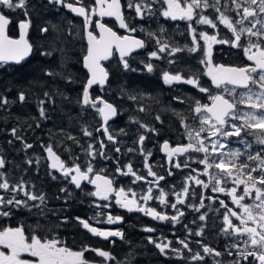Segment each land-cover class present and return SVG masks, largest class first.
I'll return each mask as SVG.
<instances>
[{
	"label": "flooded vegetation",
	"instance_id": "flooded-vegetation-1",
	"mask_svg": "<svg viewBox=\"0 0 264 264\" xmlns=\"http://www.w3.org/2000/svg\"><path fill=\"white\" fill-rule=\"evenodd\" d=\"M151 2V9L146 10L142 16H137L135 9L128 8L126 0H121V11L125 17V22L130 28L136 29L132 33L120 28L115 17L92 16L93 23L90 24V30L94 34L98 35L94 21L99 19L120 36L129 34L144 40L145 46L134 50L126 59L130 60L134 55H138L140 68L138 67L137 70L142 73L137 71V80L141 86H144L145 82H150L158 90V98L154 100H126L122 103L123 107L111 102L118 111L115 118L110 120L107 125L110 133L115 137L114 141L107 139L96 111L94 112L97 116L93 117L95 122L86 123L87 130L92 135L86 136L77 130L80 117H72L79 121L67 126L59 122L57 130L50 132L48 114L46 113L44 117H41L38 113L40 106L44 107L46 111H49V107H55V105H50L48 99H42L39 96L35 100L34 98L33 100L25 99L21 102L19 100L21 92H18L16 99H7V104L0 103V159L5 161L4 166L0 167V173H3V176H0V183L7 180L10 186L7 190L0 189V197L5 200V203L0 204V212L10 213L8 216L0 215V230L8 227H21L26 238L33 234L48 239L55 237L62 242V246H67L74 251H80L82 247L88 246L108 251L114 257V259L105 260L95 252L87 251L84 256L90 264H147L146 254L154 256V264H236L237 261L239 264H252L251 258L244 260L240 256V252H243L245 248L247 251H253L250 246H246L244 243L248 239L247 236L229 235L222 231L225 210L221 207L220 201L223 200L234 210H238V208L232 203L231 197L226 192L221 193L212 190L215 182L204 174L205 166L198 163L200 159L204 158L205 153L190 150L186 154L169 157L162 150L165 141H168L170 147L189 143L184 125L197 130L200 126L199 114L194 111L195 102L199 100L201 103L211 104L209 93L200 92L197 87L182 82H174L171 85L165 84L162 78L163 72L169 71L173 74L179 72L185 78L195 74L199 77L200 86L208 88L211 95L222 94L226 99L232 100L233 96L224 91L225 87L231 89L232 85H222L217 88L212 84L211 78L205 75L208 69L206 64L200 63L204 59V41L199 38V33L207 32L209 35H216L218 39H234L233 34L218 20H216L217 27L212 28L208 25L196 24L195 20L198 17H194L192 21L165 18L161 15L164 8L167 7L163 0H152ZM84 3L92 4L94 0H84ZM209 3H215V0H209ZM26 4V9L14 11L0 7V11L7 15L10 20L6 29L10 38L18 37L21 21L30 20L26 39L32 45L30 54L19 63L0 62V70L16 69L37 55L42 56V49L36 45L39 42L37 30L38 27L40 32L43 28L49 29L52 27V21L57 22L63 28L62 32L67 38L71 39L70 32L73 31L72 29H76L78 37L83 43L85 42L83 17L60 4L50 3L49 0H26ZM225 5L228 6V10L225 9ZM219 7L221 11L226 12V15L233 19H239L236 13L231 11L234 8L231 0L227 2L220 0ZM25 10L28 13L27 16L24 14ZM197 12L208 15L212 19L219 15L213 8H201L197 9ZM190 23L196 29L195 35L200 45V49L195 53L187 50L194 46L192 34L188 31ZM245 24L248 22L246 21ZM161 29L163 32L160 31ZM150 32L155 35L149 37L148 33ZM157 39L160 43H167L169 50L172 47L183 50L172 55H169L168 52L160 53L159 59H150L149 53L153 50L158 51ZM251 39L253 42L257 40L256 37ZM242 42L246 45L248 37H242ZM211 51L214 65L222 64L226 67H236L252 63L246 59L242 48L232 47L230 44H212ZM115 60L121 59L113 52L112 56L104 62L108 73L112 69L110 64H113ZM147 63L153 65L151 72L145 68ZM257 90L256 86H253V91ZM240 91L244 90L237 89V99ZM40 101H44L43 105H40ZM141 106L144 107L145 111H139ZM239 107L247 110L244 105H239ZM121 111L122 115H120ZM13 113L14 116H12ZM20 114L24 116H18ZM157 116L160 117V120H156ZM131 118H135L139 123L133 122ZM182 119L183 124L181 123ZM21 120H25L27 123L20 122ZM88 120L91 119L88 117ZM28 121H32V123H28ZM140 124L154 128L155 131H146L140 127ZM12 129H16V135H13ZM97 129L101 130L97 131ZM140 135L146 137L142 144L139 142ZM207 135V132L201 133V136ZM69 137L74 139H69ZM220 139L223 140V138ZM244 139L252 145L250 149H246L237 138L233 137L230 141L225 142L227 146L221 151L227 153L231 150L240 149L241 152L245 153L240 157L241 160H246L249 152L254 155L260 151L261 146L255 143L254 136L245 135ZM100 141L104 142V149H101ZM26 144L32 147L26 148ZM49 144L53 146V150L66 166L72 167L75 162L81 165L82 170L86 171L88 164L91 163L93 167V172L89 173L91 178H95L97 174L106 176L113 181V189L124 188L129 199L133 198L134 192L137 202L141 206L152 208L160 214L168 217L177 215V209H173L171 205L177 202L178 197L183 199L185 203L178 204V209L184 215L179 217L178 222L175 223L171 219H154L144 212L129 211L127 208L121 207L116 203L115 191L108 193L109 198L107 200L89 195L96 190L95 185L83 180L81 186L77 188L71 181V175H75L74 172L69 176H64L61 170L51 167L53 161L45 151V147ZM90 144L93 152L91 156L88 154ZM208 147L211 150L210 143ZM117 148L120 149L119 152L116 151ZM101 151L104 155H100ZM149 152L151 155H148ZM261 154L264 155V153ZM146 155L152 171L158 176L164 177L163 180L155 184L149 183L155 178L148 175V169L144 166ZM212 155L214 156L215 153ZM228 158L230 159V157ZM250 163L255 166L256 162ZM129 164L132 165L137 175L143 176L145 179L133 183L135 180L133 175H123L117 171L119 167L123 172H126V166ZM176 164H180V167L177 168ZM185 164L188 166L185 167ZM209 171L212 173L219 172L215 168L209 169ZM189 177L199 178L204 183L196 184L195 179ZM241 178L245 177L242 176ZM22 182L23 190L17 187ZM204 184H208L209 187H205ZM222 186L226 190L235 187L231 180ZM149 187H152L151 195L154 198L148 201L141 200V196L148 194L147 189ZM185 187L188 189L187 194L183 192ZM14 188L15 191L12 190ZM161 190L165 193L164 200L166 203L163 204L159 200ZM237 191L242 194L243 186H240ZM25 192L37 197L42 195L44 199L42 201L40 199L29 200ZM254 196L255 193L253 192L252 196L245 198L244 203L252 204ZM14 197L20 201H27V207L6 203L7 200ZM201 201H203L202 206ZM105 205H110V207H105ZM109 215L122 217V220L110 224L108 223ZM201 215H205L203 221L199 219ZM77 217L88 220L93 227L102 231L120 230L123 233V238L109 237L105 239L93 235L82 227ZM232 219L234 223L239 225L238 220L234 217ZM249 226L255 227L256 225L249 222ZM149 228L154 231H146ZM197 232L202 234L196 235ZM149 238L157 243L165 241L170 244V247L161 253L155 244L149 242ZM180 240H184L188 244V248H184L179 243ZM198 241L199 243H197ZM234 244L238 245V248L233 247ZM178 245L181 246L182 250H179ZM204 245L214 249V252L205 254L203 252ZM173 249L179 250V253ZM0 250L7 251L3 246H0ZM215 252H220L221 255L217 256ZM229 252L232 254L229 255ZM196 253H199L204 259L192 260L191 257ZM21 257L32 259L27 253H21Z\"/></svg>",
	"mask_w": 264,
	"mask_h": 264
},
{
	"label": "snow or ice",
	"instance_id": "snow-or-ice-1",
	"mask_svg": "<svg viewBox=\"0 0 264 264\" xmlns=\"http://www.w3.org/2000/svg\"><path fill=\"white\" fill-rule=\"evenodd\" d=\"M50 3L60 4L67 8L71 12L84 18V31L87 35V52L83 56V65L88 71L87 81L83 85L82 91V104L84 106H90L102 117L103 123L101 128L104 134L107 136L109 141H114L115 137L110 133L108 128V122L112 117L118 114L117 108L105 100L102 96H96L92 98L90 95V89L93 85H99L101 88L106 84L108 79V71L101 65L102 60H107L113 54V49L119 52L121 63L125 70L130 68L126 57H128L135 49H140L145 46V42L142 39H138L132 35L120 36L117 32L113 31L112 28L107 27L101 20L97 19L94 21L95 28L99 29V34H94L90 30V24L93 23L92 16L98 15L100 17H115L119 22V26L122 29H126L129 33L135 32V28H130L125 22V17L121 11L122 5L121 0H94L92 4H85L84 0H49ZM163 3L167 5L162 11L161 15L165 18L172 20H187L192 21L194 17H198L195 20L196 24L208 25L212 28H216V20L220 24H223L227 29L231 31L234 39H218L216 35H209L207 32H200L199 38L204 41L203 51L204 59L200 61L202 64H206L207 72L205 75L211 78L212 84L217 88L222 85H232L231 89L224 88L225 92L233 96L232 100L226 99L222 94L211 95L208 88L201 87L199 83V77L197 75L185 76L179 72L173 74L169 71H164L162 78L165 84L185 83L192 85L193 87L199 88L200 92L209 93V99L211 104L201 103L199 100L195 102L196 106L194 111L199 114L200 126L197 129L191 126L184 125L187 132L189 143L178 144L175 147H170L168 141H165L162 145V150L165 151L169 157L177 154H186L190 150L194 152L205 153L203 159H200L198 163L204 165V174L208 175L210 180L215 182V186L212 188L214 192L227 193L231 197L232 203L235 204L238 210H234L229 207L223 200L220 201L221 207L225 210L223 215L224 228L222 231L225 234H235L237 236L246 235L248 239L244 241L246 246H250L253 251H247V248L243 252H240V256L244 260L251 258L252 264H264V0H231V4L234 8L231 11L236 13L239 19H233L226 15L225 11H221L219 4L220 0H215V3H209V0H163ZM0 7L16 10L26 9V0H0ZM128 8H135L137 16H142L146 10H150L152 4L147 0H139L137 3H133V0H128ZM208 9L213 8L217 13L218 17L215 19L209 18L208 15L198 13L197 9ZM225 9L228 10V6L225 5ZM25 16L28 15L25 10ZM248 24H245V22ZM10 20L7 15L0 11V62L14 61L19 63L32 51V45L26 39L27 30L30 25V20L21 21L19 23V38L13 39L7 35V26ZM250 25V26H249ZM239 26V27H238ZM259 26V27H258ZM42 32H48V28L41 29ZM163 32V29L160 30ZM188 31L192 34V43L194 46L189 47L187 50L191 53H195L200 49V45L196 37V29L190 23ZM149 37H153L154 33H148ZM248 37V43L245 45L242 42V37ZM252 37H256L257 40L253 42ZM156 43L159 45L158 51H152L149 53V58L159 59L160 53L168 52L172 55L176 52L182 51L183 49L172 47L169 50L167 43H160L157 39ZM212 44H230L232 47L242 48L244 56L251 64L236 67H226L224 65H214L212 63ZM41 55L50 56L51 52H41ZM172 63V61H169ZM147 71L153 70L151 63L145 64ZM47 75H55L54 72H47ZM253 86H256L257 91H253ZM237 89H243L237 96ZM45 96L49 94L44 93ZM26 96L23 92L19 94V100L25 101ZM129 99L136 100V96H129ZM143 99V97H140ZM0 103L7 104V99H0ZM44 101H40V105H43ZM239 105H244L247 110L241 109ZM139 111H145L144 107L141 106ZM41 117L45 116V110L40 107ZM177 115H179L177 113ZM133 122L139 123L135 118H131ZM156 120H160L157 116ZM239 121V123H237ZM183 124V119L181 120ZM207 126V127H205ZM140 127L146 131H155L154 128H149L145 124H140ZM101 129H97L100 131ZM123 131V130H121ZM207 132V136H201V133ZM13 135H16V129H12ZM86 136H91L92 133L86 128L84 129ZM245 135L254 136L255 143L260 145V151H257L254 155L250 152L247 154L246 160H241L240 157L245 155L240 149L231 150L227 153L221 151L227 145L225 142L230 141L233 137L237 138L239 143L243 144L246 149H250L252 145L244 139ZM215 138V139H213ZM220 138H223L221 140ZM19 139V137H17ZM69 139H74L69 137ZM146 139L144 135H140L139 142L142 144ZM211 144V150L208 144ZM26 148H31V145H25ZM88 154L91 156L92 145L89 146ZM101 149H104L105 145L103 141H100ZM45 151L48 157L53 161L51 167L53 169H59L62 171L64 176H69L73 172L75 175H71V181L76 185L77 188L81 186V181L87 180L89 183L96 186V190L89 195L100 197L107 200L108 193L115 191L116 203L121 207L127 208L129 211H141L147 215H151L154 219H171L174 223L178 222L179 217L183 216L184 213L179 211L178 204H183V199H177V202L172 204L173 209H177V215L168 217L166 215L156 212L152 208H146L141 206L136 199V194L133 192V198L129 199L125 193L124 188L118 190L113 189V181L108 179L106 176L96 175L95 178H91L89 173L93 172L91 163L88 164L87 170H82L81 165L73 163L72 167L65 165L61 161L60 157L53 150L52 145H47ZM120 151L119 148L116 149ZM132 151V149H129ZM143 153V149L141 148ZM215 153L213 156L212 154ZM100 155H104L103 151ZM148 155H151L149 152ZM210 156L212 157L210 159ZM230 157V159L228 158ZM250 162H256L253 166ZM5 161L0 159V167L4 166ZM145 168L148 169V175L154 177L153 181H149L151 184L163 180L164 177L158 176L152 171L151 166L147 162V155L145 156ZM177 168L180 164L175 165ZM188 165L185 164V167ZM127 171L123 172L119 167L118 172L123 175L131 174L135 177V181L143 180L145 177L137 175L133 170L131 164L127 165ZM215 168L219 170L218 173H212L209 169ZM255 174V175H254ZM171 175V172H169ZM3 176V173H0ZM245 178H241V177ZM195 179L196 184H203L199 178L189 177ZM229 180L235 185L230 190H226L223 184H226ZM205 187H209L208 184H204ZM243 186V192L238 193L237 189ZM9 183L5 180L0 183V189H9ZM23 190V182L17 186ZM15 191L16 189H12ZM64 191V189H61ZM131 191V189H129ZM152 187L147 189V193L140 197L143 201L153 199ZM183 192L187 194L188 189L185 187ZM255 193L254 201L252 204L244 203L246 197L252 196ZM25 195L29 200L41 201L44 197L41 195L37 197L34 194L25 192ZM165 193L163 190L160 192L159 200L160 203H166L164 200ZM5 203L3 197H0V204ZM9 205H23L27 207V201H20L15 199L7 200ZM203 201H201L202 206ZM110 207V205H105ZM199 211V209H196ZM8 212H0V215L8 216ZM239 221V225L233 222L232 218ZM201 221L205 219V215L199 217ZM77 220L82 227L93 235L101 236L105 239L109 237H121L123 233L120 230H107L102 231L96 227H93L88 220L77 217ZM122 220V217L108 216V223H114L115 221ZM249 222L256 225L255 227L249 226ZM146 231H154L153 229H146ZM201 235V232L195 233ZM149 242L155 244V247L160 250L161 253L165 252V249L170 247L169 243H157L156 241L149 238ZM250 242V245H249ZM184 248H188V244L184 240L179 241ZM199 243V241L197 242ZM0 246H3L4 250H0V264H90L85 259V252L93 251L98 256L107 259H114L110 252L90 248L88 246L82 247L80 251H74L67 246H62V242L57 238L51 239L42 238L39 235L33 234L29 238L25 237L24 230L21 227L16 228H4L0 230ZM237 247L238 245H233ZM258 249V251H257ZM173 251L179 250L173 249ZM203 252L205 254H211L214 249L203 246ZM21 253H27L32 259H25L21 257ZM229 255L232 253L229 252ZM215 255H221L220 252H215ZM192 260H203L204 257L199 253H196L191 257ZM239 264V261L236 262Z\"/></svg>",
	"mask_w": 264,
	"mask_h": 264
},
{
	"label": "trees",
	"instance_id": "trees-1",
	"mask_svg": "<svg viewBox=\"0 0 264 264\" xmlns=\"http://www.w3.org/2000/svg\"><path fill=\"white\" fill-rule=\"evenodd\" d=\"M59 28L61 29L52 31L51 27H49L46 33L40 32L39 27L37 30V38H39V42L36 43L37 47L41 48L43 52H51L52 55H37L16 69L0 70V96L4 94L12 97L14 95L13 99H16L18 92H23L26 99L33 100L34 98L35 100L39 96H43L45 90H60V92L68 95V99H63L59 102L57 107H61L62 109L60 108L61 112H58L56 117L62 114L59 122H62L66 126L65 124H75V122L79 121L74 120L72 117H81V111H87V106H82L79 101L86 72L81 67V57L84 52V47H80L82 45L81 39L77 36L69 39L63 34V28ZM57 31H60V34ZM69 48H71L70 51H68ZM66 52L69 54V57L65 55ZM58 59L60 64L57 62ZM129 66L130 68L122 73H119L122 69L118 67L109 70L106 85L101 89H98L96 86L91 88L90 95L92 98L100 95L108 101L115 102L120 107H123L122 103L124 101H131L129 96H136V100H140L138 93L146 95L143 100L157 99L158 90L155 89L154 85L150 82H145L144 86H141L137 80V73L132 72L138 69L137 65L135 67L133 65ZM58 67L59 69H57ZM49 71L56 74L47 75L46 73ZM16 91L18 92L15 96ZM6 99L11 98L7 97ZM69 101H72L74 105H70L69 103L72 102ZM21 115L24 116L23 114L18 116ZM120 115H122V111ZM12 116H14V113ZM87 116L91 119L87 122H95L93 117L97 116V114L96 112H89ZM22 121L27 123L25 120H21L20 122ZM80 121L83 120L80 119ZM28 123H32V121H28ZM145 258L147 264H154V256L146 254Z\"/></svg>",
	"mask_w": 264,
	"mask_h": 264
},
{
	"label": "rangeland",
	"instance_id": "rangeland-1",
	"mask_svg": "<svg viewBox=\"0 0 264 264\" xmlns=\"http://www.w3.org/2000/svg\"><path fill=\"white\" fill-rule=\"evenodd\" d=\"M152 0H147V2H149V3H151L152 4V2H151ZM153 1H156V0H153ZM228 0H226V2H227ZM137 2H139V0H133V3H137ZM126 3L128 4V0H126ZM234 6V5H233ZM133 9H135L134 7H133ZM148 11V10H147ZM59 24H60V22H59ZM60 27V25H58V23L57 22H54V21H52V27H51V30L52 31H56V30H60L61 28H59ZM259 27V26H258ZM73 31L72 32H70V37H71V39L73 38V37H76L75 35H77V37H78V33H77V30L76 29H72ZM57 33H59L60 34V31H57ZM60 43H62V42H60ZM81 43H82V45H80V47H84V43L81 41ZM71 50V48H69V50L68 51H70ZM153 51H155V50H153ZM65 55H67L68 57H69V54H67V52L65 53ZM128 61V64L130 65H133V67H135L136 65H137V67H139L140 68V66H138V65H140V58H139V56L138 55H134L130 60H127ZM58 64H60L59 63V59H58ZM110 67L112 68V69H115V68H121L122 69V71H119V73H122L123 71H125V69L123 68V65H122V63H121V60H115L114 61V63L113 64H110ZM57 69H59V67L57 68ZM120 70V69H119ZM137 71H138V73H142L140 70H133L132 72H135V73H137ZM18 91H22V90H18ZM18 91H16V93H15V96H16V94H17V92ZM44 92H47L49 95L48 96H45V95H43V96H40L42 99H48L49 101H50V105H55V107H49V111H46L45 110V108H44V110H45V114L47 113L48 114V118H49V123H50V125H49V127H50V132H55L56 130H57V128H58V125L57 124H60L59 123V120H60V116L62 115H60V116H57L56 117V115H57V113L58 112H61V109L60 108H58L57 106H58V104H59V102L61 101V100H63V99H68V95H65L64 93H62V92H60V90H52V91H48V90H45ZM138 95H139V99H140V97H143V99L145 98V94L144 93H138ZM14 96V95H13ZM13 96L12 97H10V96H8V95H2V96H0V99H3V98H11V99H13ZM53 99H56V100H59L58 102L57 101H54ZM70 99V98H69ZM143 99H140V100H143ZM69 102H72V101H69ZM70 105L72 104V105H74V103L72 102V103H69ZM40 107H42V106H40ZM40 107H38V113L40 114ZM84 107H86V106H84ZM95 110L92 108V107H88L87 106V111L85 110V111H81V117H80V119H82L83 121H79V123H78V128H77V130H79L80 131V133L82 134V135H85L84 134V129L86 128L87 129V127H86V123H87V121H88V116H87V113H89V112H94ZM66 126L68 125V124H65ZM164 243H166L165 241H163L161 244H164ZM178 247H179V250L181 249V246L180 245H178ZM182 250V249H181Z\"/></svg>",
	"mask_w": 264,
	"mask_h": 264
},
{
	"label": "water",
	"instance_id": "water-1",
	"mask_svg": "<svg viewBox=\"0 0 264 264\" xmlns=\"http://www.w3.org/2000/svg\"><path fill=\"white\" fill-rule=\"evenodd\" d=\"M98 30V34H99V29H97ZM124 35H129V34H124ZM124 35H122V36H124ZM132 36H134V35H132ZM136 38H138L137 36H135ZM19 38V35H18V37L17 38H13V39H18ZM139 39V38H138ZM84 41H85V50H84V54L82 55V57H81V67L85 70V72H86V77H85V80H84V83L87 81V78H88V71H87V69L84 67V65H83V56L86 54V52H87V47H88V42H87V35H86V33H85V31H84ZM115 52H116V54L118 55V56H120L119 55V52L118 51H116L115 50V48L113 49ZM135 50H137V49H135ZM106 60H102L100 63H101V65L105 68V66L103 65V62H105ZM8 62H12V63H16V62H14V61H8ZM84 83H83V85H84ZM93 86H98V87H101V86H99V85H93ZM92 86V87H93ZM105 86V85H104ZM82 91H83V86H82V89H81V94H80V98H79V100H80V103L82 104ZM95 98V97H94ZM109 102V101H108ZM109 103H111V102H109ZM83 105V104H82ZM100 117V120H101V125H102V123H103V120H102V117L101 116H99ZM113 118H115V117H112L110 120H112ZM109 120V121H110Z\"/></svg>",
	"mask_w": 264,
	"mask_h": 264
}]
</instances>
